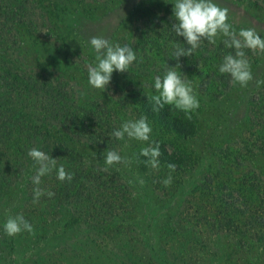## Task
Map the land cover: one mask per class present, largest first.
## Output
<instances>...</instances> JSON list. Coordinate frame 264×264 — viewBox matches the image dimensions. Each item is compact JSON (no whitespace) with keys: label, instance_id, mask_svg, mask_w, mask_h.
<instances>
[{"label":"rangeland","instance_id":"374dc122","mask_svg":"<svg viewBox=\"0 0 264 264\" xmlns=\"http://www.w3.org/2000/svg\"><path fill=\"white\" fill-rule=\"evenodd\" d=\"M229 1L214 0L229 9L232 29L254 28L264 38V0ZM51 2L55 13L47 16L43 40L21 38L22 66L60 82V105L70 113L80 99L114 111L104 118V141L87 136L64 144L60 165L77 179L60 181V196L52 189L49 197L45 187L33 203L24 180L7 190L0 183V264H264V53L243 49L253 79L241 87L219 72L224 56L235 55L226 37L204 41L179 58L199 101L192 120L183 118L194 134L147 120L148 141L117 140L113 131L138 119L139 100L158 94L154 78L177 64L174 45L187 47L172 28L175 0ZM93 36L128 45L137 57L128 72L114 71L102 92L88 83ZM123 101L126 108L117 111ZM157 143L159 166L152 168L140 151ZM107 151L129 163L107 166ZM17 215L32 233L6 234L4 224Z\"/></svg>","mask_w":264,"mask_h":264},{"label":"trees","instance_id":"16d2710c","mask_svg":"<svg viewBox=\"0 0 264 264\" xmlns=\"http://www.w3.org/2000/svg\"><path fill=\"white\" fill-rule=\"evenodd\" d=\"M54 13L55 6L51 0H0V183L4 190L14 184L20 185L24 180L34 195L37 186L32 183V177L38 165L28 156V151L36 148L49 154L57 159L58 168L60 153L66 150L64 144L87 141V136L104 141L107 135L104 128L108 123L104 118L110 117L114 111L112 107L107 114L101 105L93 108V103L88 105L87 101L80 99L74 112L70 113L68 104L60 105V82L52 83L51 78L43 73L26 70L22 66L18 52L21 38L27 36L28 39L43 40L47 18ZM195 62H201V56ZM208 87L204 84L203 92ZM210 88L219 90L218 85H210ZM127 103L123 101L117 111L125 109ZM139 103L138 119L145 116L148 121L171 128L184 137L194 134L193 123L184 124L186 115L183 111L166 105L160 112H153V105L147 96H143ZM103 143L107 144L106 141ZM67 167L74 171V165ZM79 172L76 171L77 174ZM76 179L73 172L71 185ZM39 187H46L49 191L54 189L56 196H60L57 170L53 169L41 177Z\"/></svg>","mask_w":264,"mask_h":264},{"label":"clouds","instance_id":"9594fccd","mask_svg":"<svg viewBox=\"0 0 264 264\" xmlns=\"http://www.w3.org/2000/svg\"><path fill=\"white\" fill-rule=\"evenodd\" d=\"M173 13L175 23L172 25L173 31L177 37H183L187 47H181L180 44L174 45L172 59L177 60L173 67H167L165 74L154 78V89L158 93L150 97L152 111L160 112L166 105L174 106L176 109L185 113L187 119H191V113L199 108V101L193 91L191 82L180 71L179 58L182 56H192L200 45L207 43L214 45L219 36L226 37L223 43L227 48L235 49V55L227 54L219 66V72L230 74L233 84H239L246 87L253 79L250 64L245 57L243 49L252 51L259 50L264 53V38H262L254 28L241 29L239 33L232 29L228 23L229 9L221 7L214 0H175L173 4ZM90 46L95 52L96 63L87 65L88 83L94 88L104 91L109 85L112 73L128 72L129 67L136 60V53L128 45L121 46L112 44L109 40L93 36L90 38ZM258 83H260L258 81ZM152 129L147 121V117L141 116L137 120H128L114 130L112 135L117 140L125 137L138 141H148ZM28 156L32 158L38 168L36 174L32 177V183L37 187L34 189L33 203L39 201V197L45 192L39 187L41 177L57 170V179L60 181L73 179V174L66 172L63 165L57 168V159L49 154L32 148L28 151ZM140 155L148 157L147 163L152 168H158L160 156L159 144L155 147L149 146L142 148ZM104 163L111 166L114 163H124L127 165L129 160L116 151H107L104 157ZM174 169V165H168ZM106 170V169H105ZM143 184V181H140ZM167 186L171 183V177L164 180ZM49 197L54 193L47 192ZM4 231L9 236L19 234L21 231L33 232V226L27 222L23 215L9 217L4 224Z\"/></svg>","mask_w":264,"mask_h":264}]
</instances>
